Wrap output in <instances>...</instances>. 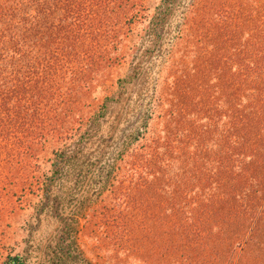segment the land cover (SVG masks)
Here are the masks:
<instances>
[{
	"label": "trees",
	"instance_id": "16d2710c",
	"mask_svg": "<svg viewBox=\"0 0 264 264\" xmlns=\"http://www.w3.org/2000/svg\"><path fill=\"white\" fill-rule=\"evenodd\" d=\"M141 10L144 0H0V228L31 193L38 149L86 122ZM178 40L90 208L91 235L140 264H264V0H197Z\"/></svg>",
	"mask_w": 264,
	"mask_h": 264
},
{
	"label": "rangeland",
	"instance_id": "374dc122",
	"mask_svg": "<svg viewBox=\"0 0 264 264\" xmlns=\"http://www.w3.org/2000/svg\"><path fill=\"white\" fill-rule=\"evenodd\" d=\"M195 1L144 0L145 11L123 42L121 61L93 93L82 128L50 138L38 149L31 193L0 228V264L7 254L22 264H140L99 250L90 208L154 108ZM85 214L88 224L79 236Z\"/></svg>",
	"mask_w": 264,
	"mask_h": 264
}]
</instances>
